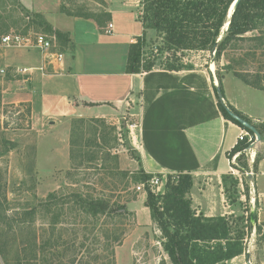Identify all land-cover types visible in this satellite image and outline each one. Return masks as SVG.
Masks as SVG:
<instances>
[{"label": "rangeland", "instance_id": "obj_1", "mask_svg": "<svg viewBox=\"0 0 264 264\" xmlns=\"http://www.w3.org/2000/svg\"><path fill=\"white\" fill-rule=\"evenodd\" d=\"M63 7L67 14L107 18L97 0H64ZM136 12H118L114 22L127 32L145 33L147 60L155 59L159 68L177 63L193 69L214 67L219 87L227 73L235 75L237 71L261 88L238 86L239 80L230 76L227 94L245 110L264 114V46L262 41L251 40L254 36L264 40V26L245 34L219 58L215 50L200 49L174 56L161 50L163 39L148 23L142 30L141 23L134 20ZM10 32L30 38L45 34L54 39L55 49H64L52 24L27 10L21 0H0V37ZM96 56L100 63L108 62L107 66L113 68L122 62L120 56L111 58L107 51ZM33 74L0 75V264H172L162 245L161 231L146 206L149 189L137 190L144 181L129 143L128 125L135 119L128 110L117 114L119 119H32V107L4 98L3 89L12 80L28 81ZM61 78L54 76L46 87L42 85L38 94V99L43 96L42 103L38 100L35 105L37 115L68 111L62 97L56 98L53 93H57ZM221 93L220 101L231 110L224 101L223 84ZM138 104L137 100L135 107ZM250 119L246 121L259 137L252 131L253 142L230 157L231 168L220 184L236 198L232 203L226 194L235 212L223 213L230 225L229 237L241 235L243 253L217 264H264V226L252 224L253 213L260 207L256 179L264 170V122ZM204 182L206 185L207 179ZM150 190L157 195L166 187ZM53 192L57 197L48 199ZM77 192L106 199L112 209L123 205L125 212L91 215L78 204L74 197ZM116 236L120 243L115 241Z\"/></svg>", "mask_w": 264, "mask_h": 264}, {"label": "crops", "instance_id": "obj_2", "mask_svg": "<svg viewBox=\"0 0 264 264\" xmlns=\"http://www.w3.org/2000/svg\"><path fill=\"white\" fill-rule=\"evenodd\" d=\"M141 1L97 0L107 17L103 18L102 15L67 14L63 12L64 0H21L27 10L48 20L66 37L61 38L64 49L60 50L64 53V69L53 74L48 65L46 73L36 71L38 73L28 81L25 78L12 80L3 89L4 98L29 104L32 119H119L116 115L128 110L136 120L128 125L129 143L140 157V161L136 160L140 170L162 176L190 172L194 184L189 195L198 213L215 218L224 216L225 212H235L220 184L231 168L228 152L237 144L242 127L221 112L216 91L219 79L214 71L211 68L175 71L156 67L141 74L126 72L130 45L143 33L120 29L114 18L118 12L136 9L134 20L142 25ZM109 23L113 24L112 33L106 32ZM106 51L112 54L111 58L116 55L122 58L117 68L97 59V54ZM44 64L45 59L37 49L0 47V68L7 69L13 76H17L13 70L18 67ZM54 76L62 77L54 96L62 97L68 111L49 112L41 117L35 110L37 101L42 103L43 98L41 94L38 99V94L42 85L46 87ZM230 76L239 80L238 86L259 90L227 73L222 80L226 104L254 122H264V114L245 110L227 94L226 83L231 80ZM137 100L139 104L135 107ZM50 123L56 125L52 120ZM256 201L260 206L255 212L257 224L264 226V170L256 179Z\"/></svg>", "mask_w": 264, "mask_h": 264}, {"label": "trees", "instance_id": "obj_3", "mask_svg": "<svg viewBox=\"0 0 264 264\" xmlns=\"http://www.w3.org/2000/svg\"><path fill=\"white\" fill-rule=\"evenodd\" d=\"M234 1L142 0L140 20L143 26L148 23L149 27L162 37L163 47L161 50L173 52L174 56L178 52L189 49L215 50L216 58H219L229 46L242 40L245 34L258 28L259 25L264 26V0H240L230 18L228 30L217 42L228 21V11ZM56 35L64 40L66 38L59 31L56 32ZM251 40L262 41L261 44L264 46V40L261 37L254 36ZM147 46L148 41L145 33L139 36L136 42L131 43L126 67L127 73L141 74L149 72L157 66L155 59L147 60ZM165 69L180 71L193 69V67L177 63L167 64ZM234 73L248 85L261 88V86L253 85L241 73L237 71ZM220 86L222 91V83ZM218 105L225 118L246 128L230 115L220 100ZM230 108L248 120V117L234 107L230 106ZM246 129L252 133L250 129ZM249 145V137L239 140L228 152V157L242 152ZM131 155L140 161V157L133 150ZM140 171L143 174V181L153 176L143 169ZM193 184V175L190 172L180 171L167 175L164 193L156 195L149 188L147 191L146 206L150 209L151 217L161 231L162 245L172 264H217L241 255L243 253L240 244L242 237L241 235L229 237L230 225L225 216L213 219L206 217L203 213H197L191 198L187 197ZM225 192L231 202L235 203L236 198L231 196L228 187ZM55 197H57V193L53 192L48 199ZM74 197L83 211L96 217L112 212L123 215L125 212V206L121 205L117 209H112L106 199L84 195L81 192L74 193ZM246 197L249 198L248 194ZM114 238L117 243L122 241L119 236ZM210 242H216V244L211 246ZM43 252L41 251V253ZM36 253V256L39 257V252ZM162 264L166 263L162 262Z\"/></svg>", "mask_w": 264, "mask_h": 264}, {"label": "built area", "instance_id": "obj_4", "mask_svg": "<svg viewBox=\"0 0 264 264\" xmlns=\"http://www.w3.org/2000/svg\"><path fill=\"white\" fill-rule=\"evenodd\" d=\"M113 24L109 23L106 32L112 33ZM0 47H26L34 48L39 50L44 59L45 63L43 66L31 67V68H16L15 71L17 74H27L31 75L35 71H41L46 73L48 65L53 69V74H58L64 69V53L55 49L54 39L45 34H36L34 37H28L21 33L10 32L4 34L0 37ZM47 65V66H46ZM7 70L5 68H0V75H6ZM250 131L246 128H242L240 135L238 136V141L243 140L245 137H249V141L253 142V136ZM250 143V144H251ZM167 181V176L162 175H153L150 179H147L142 184L137 186V190H145L147 188H158L162 186L165 187Z\"/></svg>", "mask_w": 264, "mask_h": 264}, {"label": "water", "instance_id": "obj_5", "mask_svg": "<svg viewBox=\"0 0 264 264\" xmlns=\"http://www.w3.org/2000/svg\"><path fill=\"white\" fill-rule=\"evenodd\" d=\"M239 1H240V0H235V1L232 3V5L230 6L229 11H228V21L225 23V25H224V27H223V29H222V34H221V36L219 37V39H218L217 42H219V41L223 38L224 33L228 30L229 23H230V18H231V16H232V14H233L235 8L237 7V4H238ZM217 91H218V96H219V98L222 100V99H223V96H222V93H221V88H220V87H217ZM228 112L230 113V115H231L232 117H234V118L237 119L239 122H241V124H242L244 127L250 129L251 131H253L254 133L257 134V131L255 130V128H254V127H253L248 121H246V119H241V118H239L240 116H238V114H235V113H234L233 111H231V110H228ZM257 136H258V134H257ZM258 137H259V136H258ZM253 217L256 218L255 213H253L252 220H253Z\"/></svg>", "mask_w": 264, "mask_h": 264}, {"label": "bare ground", "instance_id": "obj_6", "mask_svg": "<svg viewBox=\"0 0 264 264\" xmlns=\"http://www.w3.org/2000/svg\"><path fill=\"white\" fill-rule=\"evenodd\" d=\"M212 67V66H211ZM214 71V67L211 68ZM257 220L255 217H253L252 224L254 227H256Z\"/></svg>", "mask_w": 264, "mask_h": 264}]
</instances>
